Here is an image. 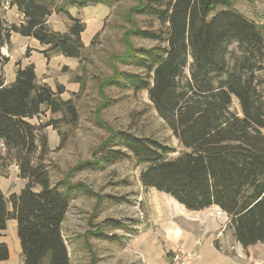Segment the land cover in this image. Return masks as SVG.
<instances>
[{
    "label": "trees",
    "instance_id": "obj_1",
    "mask_svg": "<svg viewBox=\"0 0 264 264\" xmlns=\"http://www.w3.org/2000/svg\"><path fill=\"white\" fill-rule=\"evenodd\" d=\"M118 1L8 0L22 21L5 25L0 15V140L7 155H14L18 177L26 180L19 193L6 197L0 190V233L8 220L16 221L23 264H70L62 223L82 187L64 179L51 181L44 162L47 135L29 119L41 112V106L64 113L70 122L77 115L70 99H60L59 92L37 83L32 63L18 64L14 80L6 84L2 65L7 58L1 48L14 33L46 46V58L53 54L79 58L85 23L69 8ZM135 1L131 12L157 21L160 27H135L131 34L156 45L128 48L121 62L137 71L118 70L107 83L121 90H147L158 115L186 150L169 157L172 148L166 144L119 130L97 147L96 161L76 169L96 170L132 158L145 165L139 175L144 187L168 194L188 210L218 206L243 248L264 243L262 25L236 10L234 0ZM2 4L0 0V10ZM52 12L69 16L66 32L49 28ZM233 98L240 115L231 109ZM5 161L6 155L0 153L2 176ZM106 222L127 229L121 221ZM7 259L8 246L1 242L0 262Z\"/></svg>",
    "mask_w": 264,
    "mask_h": 264
},
{
    "label": "rangeland",
    "instance_id": "obj_2",
    "mask_svg": "<svg viewBox=\"0 0 264 264\" xmlns=\"http://www.w3.org/2000/svg\"><path fill=\"white\" fill-rule=\"evenodd\" d=\"M2 2L0 15L5 25L20 23L22 14L8 0ZM135 5V0H119L110 6L69 8L72 16L85 23L81 34L84 48L79 58L58 54L46 58L43 53L46 46L14 33L1 48L7 58L2 65L6 84L14 80L18 64L23 67L32 63L37 83L59 92L60 99H70L76 109L77 118L73 122L64 113H52L46 106H41V112L29 119L41 125L47 135L49 152L44 162L51 181L64 179L82 187L71 199L62 223L70 264H157L162 260L170 264L175 247L170 248L167 241L168 225L172 221L185 222L178 210L179 202L141 184L139 175L145 165L132 158L96 170L76 169L87 161H96L97 147L119 130L166 144L172 148L169 157L186 150L158 115L147 90H121L107 83L118 70L137 71L121 62L128 48L156 45L131 34L135 27H160L157 21L132 13ZM234 7L256 23L263 22L260 25L264 34V0H234ZM47 24L50 29L64 33L70 19L66 14L52 12ZM231 109L241 114L236 98ZM0 153L6 155L1 172L4 177L9 176V189L19 193L26 180L22 181L18 174L16 178L14 155H7L1 140ZM110 219L121 221L127 229L110 226L106 222ZM99 233L110 238L100 237Z\"/></svg>",
    "mask_w": 264,
    "mask_h": 264
},
{
    "label": "crops",
    "instance_id": "obj_3",
    "mask_svg": "<svg viewBox=\"0 0 264 264\" xmlns=\"http://www.w3.org/2000/svg\"><path fill=\"white\" fill-rule=\"evenodd\" d=\"M14 173L17 178L18 170L16 169ZM8 182L9 176L0 175V190L6 197L16 193L9 189ZM178 210L183 214L182 218L185 222L172 221L168 225L170 227L167 241L172 249L182 246L192 253L194 259L191 264H264V243L259 242L243 248L233 236V230L227 226L229 217L218 206L187 210L179 204ZM1 242L8 246V259L0 264H23L17 224L14 219L8 220L6 229L0 233ZM165 261H159L157 264H164Z\"/></svg>",
    "mask_w": 264,
    "mask_h": 264
},
{
    "label": "built area",
    "instance_id": "obj_4",
    "mask_svg": "<svg viewBox=\"0 0 264 264\" xmlns=\"http://www.w3.org/2000/svg\"><path fill=\"white\" fill-rule=\"evenodd\" d=\"M193 259L192 253L182 246H177L172 250L170 264H191Z\"/></svg>",
    "mask_w": 264,
    "mask_h": 264
}]
</instances>
